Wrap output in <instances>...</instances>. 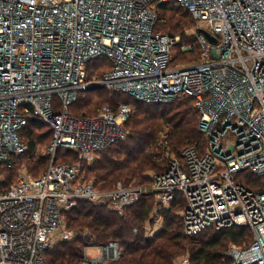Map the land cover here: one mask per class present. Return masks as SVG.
Masks as SVG:
<instances>
[{
    "label": "built area",
    "instance_id": "1",
    "mask_svg": "<svg viewBox=\"0 0 264 264\" xmlns=\"http://www.w3.org/2000/svg\"><path fill=\"white\" fill-rule=\"evenodd\" d=\"M172 3L196 21L194 64L173 65L180 37L156 30L158 6ZM102 56L112 69L89 77L88 64ZM94 87L145 103L194 98L205 153L186 146L151 187L100 189L85 166L127 139L135 108L121 103L93 118L74 117L70 108ZM31 120L53 130L51 143L33 151L21 133ZM61 149L79 161L59 164ZM30 157L45 158L47 170L34 176ZM5 172L16 175L8 188ZM246 173L264 180V0H0V264H46L48 251L76 238L67 213L80 203L122 215L148 193L156 199L152 217L161 222L160 214L183 196L186 236L250 228L253 241L231 244L222 264H264V188L239 183ZM93 248L100 256H89L86 247L83 264L122 257L115 242Z\"/></svg>",
    "mask_w": 264,
    "mask_h": 264
},
{
    "label": "trees",
    "instance_id": "2",
    "mask_svg": "<svg viewBox=\"0 0 264 264\" xmlns=\"http://www.w3.org/2000/svg\"><path fill=\"white\" fill-rule=\"evenodd\" d=\"M158 9L161 22L156 30L164 35L180 37L182 43H188L187 30L191 27L196 29V21L190 12L177 3L159 5ZM191 44L195 45L194 51H179L177 56L185 63L194 61L187 54H200L196 38ZM172 64L177 65L174 61ZM111 69L112 64L105 56L88 64L89 77L100 78ZM101 103L105 104L98 109L97 106ZM121 103L132 104L135 108V113L127 124L130 133L126 143L122 142L117 148L115 147L119 143L111 146L105 153L102 152L103 155L100 153L101 157L91 167L86 169L85 166L89 178L100 189L112 190L119 185L129 186L132 182L136 183L135 186L151 187L152 181L145 173L155 170L157 174H162L168 170L162 169L150 158L154 153L151 150L155 145L157 147L159 131L165 125L171 128V147L179 158L185 145H195L201 154L205 153L208 140L199 131L200 113L196 100L189 96L170 103L148 104L137 101L128 94L91 88L80 95L70 112L76 118H93L102 107L117 109ZM21 133L31 151L38 144L49 145L53 137L52 128L39 120H31ZM29 159L27 165L34 176L47 170L48 161L45 158ZM78 161L77 155L63 149L59 151V164ZM4 175V185L8 188L16 175L14 172H5ZM238 182L254 191L264 188V180L249 173L240 176ZM155 204V195L148 193L120 215L103 205L80 203L76 209L67 213L68 228L77 232L76 238L59 242L54 249L48 251L46 264H83L86 247L108 246L113 242L119 245L122 257L119 261L108 264H177V260L185 253L190 255L191 264H222L228 246L250 244L253 241V232L248 227L211 229L197 236H186L180 216L185 207L181 194H177L170 211L160 214L163 219L161 231L148 236L147 226Z\"/></svg>",
    "mask_w": 264,
    "mask_h": 264
},
{
    "label": "rangeland",
    "instance_id": "3",
    "mask_svg": "<svg viewBox=\"0 0 264 264\" xmlns=\"http://www.w3.org/2000/svg\"><path fill=\"white\" fill-rule=\"evenodd\" d=\"M161 31L163 32V30H161ZM186 36L188 38L187 39L188 40V43L185 42V41H183V43H182V39L180 38V43L174 49V52H173V61H174V64H177V65H189V64L196 63L197 60H198L199 53H198V55H196V54H194V55L193 54H191V55L190 54H187L192 61L194 60L192 63L191 62L190 63H185L184 61H181L179 58H177V56L179 55V51L180 52L190 51V50H187V48H188V46L192 45L191 43H192L193 39L196 37V35H195V28L194 27H191L190 29H188L187 32H186ZM181 44H182V46H180ZM104 104L105 103L99 104L97 106V108L99 109ZM93 114H91V115H93ZM170 130H171V128L168 127V125H165L164 127H162V129L159 131V134H158V139H157L158 144H157V147L155 145V147L151 150V152L154 151V153L152 155H150V158H152L154 160V162L158 166H161L162 169L163 168L165 169V168L168 167V165L170 164V161L172 160L173 157H178L177 156L178 155L177 152H174L173 149H172V147H171V140H170V136H169ZM128 132H129V130H128ZM166 133H167V135H166ZM128 137H129V135H128ZM128 137H127V139H128ZM127 139L125 141H123V143H126ZM123 143L122 142H121V144L119 143V145L116 146L115 148L119 147ZM185 146H187V145H185ZM42 147H45V145H42ZM183 148L181 150H183ZM104 153H102L101 155H103ZM101 155L99 154L97 156L96 160L99 159L101 157ZM95 161H94V163H95ZM155 175H157V172L155 170H151V171H148V172L145 173V176L147 178H149L151 181H152V178ZM134 184H136V183L135 182H132L129 186H131V185L135 186ZM143 187H147V186H143ZM162 225H163V222H161L160 219L157 220V218H153V217L150 218L149 225L147 226V233L150 230H153V235L155 233H158L159 231H161ZM227 248H229V246ZM87 253H88L89 256H92L94 258L100 256L99 250H97V249H95L93 247H89V249L87 250ZM84 255L86 256V252L85 251H84ZM186 258L190 259V255L188 253H185L184 255H182L177 260V262L179 260H181V259H186Z\"/></svg>",
    "mask_w": 264,
    "mask_h": 264
},
{
    "label": "water",
    "instance_id": "4",
    "mask_svg": "<svg viewBox=\"0 0 264 264\" xmlns=\"http://www.w3.org/2000/svg\"><path fill=\"white\" fill-rule=\"evenodd\" d=\"M199 32H200V34L204 35L210 42H212L214 44L217 43V39L215 37H213L212 35H210L208 32H206L205 30H200Z\"/></svg>",
    "mask_w": 264,
    "mask_h": 264
}]
</instances>
